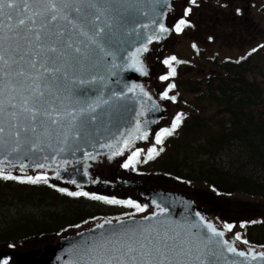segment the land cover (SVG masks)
Masks as SVG:
<instances>
[{
  "label": "water",
  "instance_id": "95a60500",
  "mask_svg": "<svg viewBox=\"0 0 264 264\" xmlns=\"http://www.w3.org/2000/svg\"><path fill=\"white\" fill-rule=\"evenodd\" d=\"M185 1L99 0V12L84 4H74L83 9L79 16L73 13L69 17L76 21L73 46L80 47L81 54L71 53L69 49L71 55L66 59L61 58L55 65L61 72L47 76L41 75L43 70L36 57L40 42L34 39L35 32L47 31L40 27L42 17L35 16V24L20 27L19 38L15 27L11 30L7 27L8 23L15 26L19 19L42 11L41 6L30 0L28 10L21 12L18 7L16 18L12 21L0 18L5 25L0 27V55L7 61H0V104L4 109L0 112V126L5 129L0 134V169L6 173L24 175L46 174L49 180L64 187L87 189L111 198L147 205L143 212L95 219L61 234L42 237L39 242L17 245L0 243V264L6 259L11 264H91L92 261H107L113 257L116 259L112 264H117V260L128 257L122 256L116 249L126 251L124 245L133 235L132 230H136V240L143 239L139 234L141 228L158 230L161 236L165 232L169 236L179 234L175 243L181 245L183 251L177 248L174 253H169L173 264L177 261L180 264H264V258L258 255L253 258L254 254L264 252V246L237 239L213 217L220 192L195 188L173 178L157 179L159 176L155 174L143 176V173L123 167L132 152L149 143L163 123L175 116V112L171 115L170 102L158 97L161 91L158 83L161 84V81L154 61L163 54L168 40L174 35V23ZM92 14L101 16L97 21L100 27L107 23L105 34L98 39L104 44L105 51L113 52L115 57L105 56L104 52L90 44L89 37L94 29L83 17L91 18ZM57 23L60 31L71 29L66 21ZM161 23L168 32L159 31ZM81 28L88 36L80 33ZM43 43L46 47L50 41ZM145 45L147 51L140 52L138 58L143 61L147 75L129 67L132 54ZM84 53L89 55L85 58ZM73 56L79 59V63L72 59ZM32 60H37L36 68L31 67ZM20 72L24 75H17ZM155 74L156 83L153 81ZM36 85L40 86L39 91L45 93L38 106L41 111H51L53 108L59 111V124L53 125L50 118L43 116L36 122L26 118L29 114L23 111L24 99H29L28 107L33 106L32 96L36 92ZM133 85L135 88L129 92ZM121 92L123 94L118 96ZM89 105L94 111L89 109ZM81 108L89 110L81 114ZM73 115L76 116L75 122ZM92 116L96 118L93 120ZM52 117H56L55 112ZM137 122L139 131H136ZM16 131H20L19 138L14 135ZM144 132L148 133L147 139H138ZM129 136V147L123 148V140ZM121 148V154L112 155ZM36 164L46 167L37 168ZM226 204L227 200L221 197L219 209L226 210ZM160 208L168 211L161 213ZM244 209L250 208L244 206ZM253 213L254 210L248 212ZM227 223L231 224L229 220ZM207 224H212L224 235L213 236ZM151 235L155 237L156 231H152ZM105 240L113 243L106 248L101 247ZM117 240L120 243H116ZM225 240L237 252L247 255L242 257L228 252V245L222 243ZM168 243L171 245L173 241L169 240ZM197 256L200 260L196 259Z\"/></svg>",
  "mask_w": 264,
  "mask_h": 264
},
{
  "label": "trees",
  "instance_id": "16d2710c",
  "mask_svg": "<svg viewBox=\"0 0 264 264\" xmlns=\"http://www.w3.org/2000/svg\"><path fill=\"white\" fill-rule=\"evenodd\" d=\"M183 27L187 31L189 23ZM253 66L251 60L243 61L237 69L229 66L217 72V77L212 76L198 96L217 103L211 115L205 117L202 110L190 116L181 110V123L163 138L166 147L152 158L153 166L143 170L170 175L191 185L201 182L226 196L240 193L264 201V65L259 66L260 79L250 81L246 73ZM59 189L50 181L31 183L0 176V243H30L31 238L51 236L118 213L116 204L108 203L107 197L97 200L92 197L101 195L68 190L89 193L70 196ZM31 204H45L48 210L33 214ZM232 229L241 240L264 246V219L244 221L240 228Z\"/></svg>",
  "mask_w": 264,
  "mask_h": 264
},
{
  "label": "rangeland",
  "instance_id": "374dc122",
  "mask_svg": "<svg viewBox=\"0 0 264 264\" xmlns=\"http://www.w3.org/2000/svg\"><path fill=\"white\" fill-rule=\"evenodd\" d=\"M207 1L201 4V6H203V10H201V6L199 8H197V6H191V8H193V14H191V16H189V14L186 15L185 13H183L185 14L184 18L186 20L191 18V20H189V28H191V22H193V20L195 21L193 22V28H191V30L187 28V31L176 33L168 40L167 45L164 49L165 52H163L164 56L161 58L160 55L157 58L159 60V63L161 62L160 66L158 65L157 60L154 61L156 64L155 70H157V73L160 72V74L162 75H168L171 68L168 65H165L163 61L171 58L172 56H175L177 59H179L177 60V63L176 61H173L172 63V65L175 64L178 68V74L177 68H175L177 74V82L175 83L179 82V87L175 84V88H172L170 91L168 90V85L171 84L170 81L175 80V76H173V80L169 81L168 79L161 82V84L158 83L159 87L163 89L162 94L165 91H168L169 97H176L174 101L169 99L171 101V115L175 111H178L177 113L179 114L181 110L186 109L190 116L196 114L197 111H199L198 113H200V111L203 110L202 112H205L204 116L209 117L213 110L212 106L217 105V103H213L212 101H210L209 97H207V100L198 99V96H200L199 90L205 89L206 82H208L212 76L217 77V72H219L220 74L221 69L229 68V66H231V68L229 69H237V64H241L243 60H245L247 48H249L253 44L254 46H256L255 51L254 53L249 54V56H247V59L248 61L251 60L254 66L253 69H251V72L246 74L250 81L260 79V76H258L257 73L259 72V66L261 67V65H264L263 9L259 10L257 2L256 5H252L249 1H243L245 2V4H243L242 2V5H246L247 2H249L248 6L250 12H248V10L246 9H243V12H245V14L242 13L241 15V13L237 12L236 9H234L237 0H233V2H231V0H222V2H225L227 6H229V8H227V6H219V8H221V10L225 12V14H223V12L219 10V8H215V12L219 10V12H217V15H215L211 12V7H209V10L207 9V4H209ZM197 2H199V0H197ZM197 2L195 4H197ZM259 2L261 6V1ZM183 5L184 4L182 3L181 8L183 7ZM186 9L187 6H185V10ZM251 10H253V12H251ZM235 12L241 15V19H239V15H235ZM255 12H259L260 26L258 22L255 21L258 20L257 14H255ZM210 17L214 19L210 20ZM253 18H255V20H253ZM209 31L211 32V34H213V38H215V40H213V38H211V36L207 34V32ZM217 32H219V34H217ZM208 36L211 42L207 40ZM241 58H243V60ZM179 62L181 63L179 64ZM226 62L227 64H225ZM255 66H257V68H255ZM224 71L227 72V74L229 72L227 70ZM225 72L224 75H227L225 74ZM156 76L157 75L155 74V78H153V81L155 83V80L157 79ZM234 77L239 78V75H235ZM195 82H197V84ZM158 97H160L159 94ZM164 99L163 101L168 100L167 98ZM173 115H175V113ZM172 117L167 119L163 123V129H171L172 124L174 123V119ZM170 120L171 123H169ZM172 132H175V130ZM153 147L157 149L158 153L153 154V159H155L161 154V149L166 147V143H164V141H162V143H157L156 139L154 138V140H151V142L139 148L143 151L137 158V162L126 169H142V172H145L143 176L148 174H150L149 176H152L155 174V176H159V178L157 179H163V177H166L165 179L169 178V180H172V176L170 175H165L162 173L156 174V172L143 170L151 168L153 166L152 159H147L148 151ZM230 162L231 159L228 162V166H230ZM197 183L199 184H194L191 186L195 188L211 190L207 186L201 185L203 183ZM221 197H223L228 202V204H226V210L219 209L218 203ZM196 198L197 196L195 195V199ZM220 198L216 202L215 214L213 215V217H215L217 222L223 223V226L225 227L226 225H228V220L229 222H231V225L240 228L244 221H248L251 219H264V201L260 200L257 197L252 198L249 196H245V194L240 195V193H237L232 196L221 194ZM46 205H48V203ZM46 205L31 204V213L36 215L42 214L43 212L48 210V206ZM123 206L129 209L130 205ZM142 206H144V204H142ZM244 206H247L250 209H244ZM250 210H254L255 213L248 214ZM213 217L211 218L213 219ZM229 231L235 234L234 232L236 230L231 229ZM32 240L39 242L38 240H40V238L34 237L31 238V241Z\"/></svg>",
  "mask_w": 264,
  "mask_h": 264
},
{
  "label": "snow or ice",
  "instance_id": "6c2138e0",
  "mask_svg": "<svg viewBox=\"0 0 264 264\" xmlns=\"http://www.w3.org/2000/svg\"><path fill=\"white\" fill-rule=\"evenodd\" d=\"M31 2L36 3L38 6H41L42 11L34 12L33 16H29L27 18H21L18 20L17 24L14 26L11 23L7 24V27L11 30L13 27L17 29L16 36L17 38L20 37L19 28L25 27L28 23L35 24L36 21L34 19L35 16L42 17L43 22L41 23L40 27L41 29H47L45 32L37 31L34 34V39L37 42H40L38 44L39 51L36 53V57L39 60V67L43 71L41 72L42 76H47L48 74H56L61 72V69L59 67H56V63L61 58H67L71 55V53L81 54V48L80 47H74V31L77 28L76 21L74 19H69L70 16H72L73 13L77 14L78 16L82 13L83 9L80 6H74L76 3L84 4L89 9H96L97 12L100 10L97 8V4L99 3V0H31ZM193 4L196 3V0H191ZM30 6V0H21V3H18V0H0V18H2L3 21H12L16 18L17 15V8H21V12H26ZM7 10V11H6ZM192 11L191 8L186 9V15L190 14ZM63 13V14H61ZM84 20L87 21L90 27L94 29L92 35L89 37V42L92 45L96 46V49H98L101 52H104L105 56H113L115 57V54L110 51H105L104 44L98 39V37H101L102 34H105L106 28H108L107 23L103 27H100L97 24V21L101 19V16L98 14H92L91 18L88 16L83 17ZM63 20L66 21L69 25H71V29L64 28L63 31H60V25L57 23L58 21ZM188 23L185 19H181L176 25H175V31L181 32L183 31V26H185ZM4 23L0 22V27H4ZM51 26V27H49ZM28 31H32L31 29H27ZM159 31L160 32H168L169 30L164 26L163 23L159 24ZM80 33L84 36H88V33L83 30V28L80 29ZM26 38V37H25ZM44 41H50V44H48L46 47L44 45ZM31 43V41H29ZM81 44H83V41H81ZM19 45H17V48ZM71 50V53L68 50ZM142 51H147V46L145 45L142 48H138L136 50V53L132 54V64L129 65V67L137 68L138 71L142 72L144 75H147V70L143 65V61L139 60L138 54ZM255 51V49L253 50ZM41 54H43L41 58ZM85 58L89 55V53L82 54ZM76 63H79V59L75 56L72 57ZM176 57L172 56L169 59H166L163 61L165 65H168L171 68V71L168 73V75H162L159 77L160 80L166 81L169 79L170 76H175L176 69L175 67H171L173 61H176ZM0 61H5L4 56L0 55ZM31 67L36 68L37 67V60H32ZM51 65V66H49ZM115 66V65H114ZM17 75L23 76L24 73L20 72ZM66 75V72L64 73ZM39 79V77H37ZM39 85H36V92L32 96V100L34 102L32 107H28L29 99H24V108L23 111L25 113H28L29 115L26 117L27 119H30L33 122H36L39 117H48L50 118V122L53 125L60 123V113L55 108H53L51 111H41V107L38 105H41L42 98L44 97L45 93L43 91H39ZM135 88V85H133L131 88L128 89L129 92L133 91ZM172 88H175V84H169L168 90L170 91ZM123 93H118L117 95H122ZM163 97L171 100H175V96L169 97L168 91H165L163 93ZM11 107H16V105H11ZM89 109L94 111V108H92L91 105H89ZM89 109L81 108L80 113L83 114L84 112L88 111ZM3 105L0 104V112H3ZM56 113V117H52V113ZM13 116H15V113H12ZM71 115V113H69ZM183 114H177L175 117V122L172 124L171 129L165 128L162 129L155 137L157 143H162L164 136L171 135L172 131H174L179 124L182 121ZM95 116H92L91 119H95ZM73 122L76 120V116H72ZM27 131V129H24ZM140 130L139 122H137L136 125V131ZM32 131H35V128L32 129ZM5 132V129L3 126H0V134H3ZM14 135L19 138L20 131H16ZM148 133L144 132L142 137L147 139ZM131 142V137L123 140V148L129 147V144ZM119 143V141H118ZM102 147H112V145H102ZM123 148H121L118 152H114L112 155H118L123 152ZM142 149H136L134 152H132V155L128 158V161L123 164L124 168H129L132 164L137 162V158L140 156ZM162 151V149H161ZM157 153V149L155 147L149 149L147 159L150 160L153 158V154ZM91 157V154H88ZM95 158V157H91ZM37 168H44L46 165L44 164H36ZM23 167V166H21ZM0 176H3L6 179H20L21 182H31L36 183L39 181H43L45 183L48 182L49 177L46 174L37 175L35 177L33 176H27L25 178L13 176L11 174H5L2 169H0ZM57 176H59V173L57 172ZM72 183H75V181H72ZM61 192H67L70 196H88L89 193L87 192H69L67 189L61 188L59 189ZM93 199L97 200H107L106 197L102 196H93ZM108 203L112 204H127L130 206H133L138 212H143L147 208V205H140L138 203H135L134 201L127 200V201H119V200H107ZM157 207H160L157 205ZM168 209L166 208H160V212H167ZM199 215V214H197ZM145 219H148V217H145ZM201 220H203V217H201ZM106 223H110V221H106ZM99 227H103V225H99ZM233 225L228 224L226 225V228L231 230ZM207 228L211 231L213 236H219L222 237L224 235L223 232L218 231L212 224H207ZM133 235L128 237V241L125 243L124 247L126 248V251H124L123 248L116 249L121 253L122 256L128 257V259H119L117 260V264H173V261L169 259V253H174L177 248H180L181 251H183V248L181 245H177L175 243L177 236H169L167 232L161 236L160 232L158 230H153L149 228H141L139 229V234L143 239L136 240L134 238L136 230H132ZM152 231H156L155 237L151 235ZM148 233L147 236L144 234ZM237 239H240L239 234H237ZM211 239V238H209ZM171 240L173 243L170 245L168 241ZM247 243V241H244ZM113 243L110 240H105L101 247H107L108 244ZM116 243H120V240H117ZM225 245H228L227 251L231 253H236L239 256H246L247 253L245 252H237V249L232 246L227 240L222 242ZM135 244H138V247H134ZM190 251V249H189ZM133 253L137 255H133ZM259 256L261 258H264V252H260L258 254H254L253 258L255 259L256 256ZM113 259H116L115 257L107 260V261H92L91 264H112ZM197 260H200V257H196ZM3 264H8L7 260L3 261ZM88 264V262H86ZM176 264H180L179 261L176 262ZM203 264V262H201Z\"/></svg>",
  "mask_w": 264,
  "mask_h": 264
},
{
  "label": "flooded vegetation",
  "instance_id": "af4514ba",
  "mask_svg": "<svg viewBox=\"0 0 264 264\" xmlns=\"http://www.w3.org/2000/svg\"><path fill=\"white\" fill-rule=\"evenodd\" d=\"M207 0H199V2H200V5H199V2H197V0H196V2H197V4H190L191 6H197L198 8L201 6V4H203L204 2H206ZM243 1H249V2H251V4L252 5H256V2L258 3V7H259V10H261V9H263V7H264V0H259V1H261V6H260V2L258 1V0H237V2H236V4H235V6H234V9H236V11L237 12H239V13H241V15H242V13L243 14H245V12H243V9H246V10H248V12H250V10H249V6H248V4H249V2H247V4L246 5H242V2ZM209 4H207V9L209 10V7H211V12L213 13V14H215V15H217V12H219V10H221V8H219V6H227V4L225 3V2H222V0H208L207 1ZM231 2H233V0H231ZM243 4H245V2H243ZM212 5V6H211ZM215 8H219V10H217V12H215ZM227 8H229V6H227ZM201 10H203V6H201ZM221 12H223V10H221ZM237 12H235V15L236 16H238L239 14L237 13ZM251 12H253V10H251ZM263 12V11H262ZM264 13V12H263ZM223 14H225V12H223ZM255 14H257V19L258 20H255V18H253V20H255V21H257L258 22V24H259V26H260V20H259V12H255ZM241 15H239V19H241ZM214 18H211L210 17V20H213ZM193 22H195L194 20H193ZM211 30H213V29H211ZM210 30V31H211ZM207 32V34H209V36H211V38H213V34H211V32ZM217 34H219V32H217ZM209 36L207 37V40L209 41V42H211V40H209ZM213 40H215V38H213ZM258 44V43H257ZM256 48V46H254V44L252 45V46H250L249 48H247V52H246V55H245V60H243V58H241L243 61H248V59H247V56H249V50H251V54L252 53H254V49ZM227 63V62H226ZM211 67V66H210ZM251 72V71H250ZM250 72H247V73H250Z\"/></svg>",
  "mask_w": 264,
  "mask_h": 264
},
{
  "label": "bare ground",
  "instance_id": "6f19581e",
  "mask_svg": "<svg viewBox=\"0 0 264 264\" xmlns=\"http://www.w3.org/2000/svg\"><path fill=\"white\" fill-rule=\"evenodd\" d=\"M183 8H185V6H183ZM183 8H182V11H183ZM175 34H176V32H175ZM164 75V74H163Z\"/></svg>",
  "mask_w": 264,
  "mask_h": 264
}]
</instances>
